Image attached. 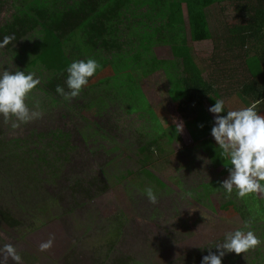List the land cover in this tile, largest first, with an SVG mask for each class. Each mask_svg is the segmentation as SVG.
Instances as JSON below:
<instances>
[{
	"label": "rangeland",
	"instance_id": "rangeland-1",
	"mask_svg": "<svg viewBox=\"0 0 264 264\" xmlns=\"http://www.w3.org/2000/svg\"><path fill=\"white\" fill-rule=\"evenodd\" d=\"M4 15L0 14V22ZM208 18L212 31L216 13ZM212 48L209 42L177 49L184 56L191 55L206 77L201 62H210ZM154 54L158 59H173L167 46L156 47ZM8 64L0 57V69L11 72ZM135 83L164 127L166 153L155 176L167 188L156 189L149 182L143 186L138 177L117 182L125 171L136 172L142 139L138 130L142 120L119 99L108 106L82 109L57 105L52 110H38L26 103L41 116L16 129L11 127L12 121L5 123L1 117L0 131L6 137L2 141L29 132L58 130L70 135L75 152L65 165L60 161L58 177L50 172L25 175L0 155V250L5 244L12 245L21 256L20 264H200L210 245L249 222L248 209L235 192L227 197L234 204L230 209L221 208L224 195L218 193L207 199L191 197L189 191L199 184L225 179L219 178L207 154L215 142L210 138L194 144L185 129L181 134L174 130L172 118L182 120L179 101L171 95L163 72L148 78L137 76ZM220 99L225 105L234 104L225 94ZM149 187L157 196L155 204L145 194ZM256 195L262 199L260 193ZM115 218L122 220L117 237ZM263 228L253 231L260 244L252 254L264 255ZM49 238L51 248L40 251ZM6 255L0 251V262L15 264L10 257L5 260ZM234 256L229 253L224 258ZM251 259L241 253L235 264H250Z\"/></svg>",
	"mask_w": 264,
	"mask_h": 264
},
{
	"label": "trees",
	"instance_id": "trees-1",
	"mask_svg": "<svg viewBox=\"0 0 264 264\" xmlns=\"http://www.w3.org/2000/svg\"><path fill=\"white\" fill-rule=\"evenodd\" d=\"M243 1L245 25H225L218 32L219 37L213 36L206 11L217 3ZM255 7L262 10L257 17L262 20L259 27L252 26L256 14L252 13L253 17L250 15L251 10L257 12ZM263 9L264 0H0V14L5 13L0 22V40L6 35L15 36L12 43L0 49V57L9 61L7 67H11V72H32L39 78L40 84L25 101L38 110H52L57 105L65 109L100 108L116 99L123 106H128L129 112L136 113L142 120L138 127L142 136L137 149L138 166L136 172L125 171L116 180L122 182L138 177L143 186L149 182L156 189H166L167 186L155 176L158 163L166 153L167 143L162 142L166 138L164 127L137 88L135 78H148L158 71L163 72L171 95L179 101L178 110L184 129L194 144L212 138L213 118L206 107L221 98V89L227 93L238 92L247 105L256 104V110L264 112ZM248 33L251 40L259 42V46H252L258 55L259 70L252 72L247 69L248 77L238 72L229 73L222 82L215 79V73L203 77L191 55L184 56L177 49L205 42H210L212 49L223 44L226 49L231 46L239 48L245 45L247 38L244 36ZM239 36L244 42L240 43ZM158 46L169 47L173 59H158L154 54ZM255 49L249 51L255 52ZM88 58L96 60L100 67L80 94L69 102L55 89L60 86L67 92V67L73 61ZM3 70L5 68L0 72ZM232 70L235 69L227 71ZM105 72L107 75L99 78ZM112 92H116L114 96ZM2 131L0 155L8 158L11 168L15 166L25 175L32 171L50 172L58 177L62 173L60 161L64 160L65 165L75 152L70 135L62 131L29 132L5 141H2L6 139ZM207 154L211 166L219 172V178H226L228 172L225 167L230 165L220 157L217 146L213 144ZM218 181L221 180L201 183L189 194L207 199L211 194L218 193L224 195L221 208H233V202L227 200ZM261 198L256 193L240 198L249 212L248 228H245L244 221L242 230L258 231L264 226V194ZM115 220L117 237L122 220ZM263 234L264 228L261 229V236ZM211 247L213 245L208 250L215 252V248L209 249ZM252 252L253 249H250L243 253L252 256L250 264H264V255ZM235 262L236 254L233 258L222 260V264Z\"/></svg>",
	"mask_w": 264,
	"mask_h": 264
},
{
	"label": "clouds",
	"instance_id": "clouds-1",
	"mask_svg": "<svg viewBox=\"0 0 264 264\" xmlns=\"http://www.w3.org/2000/svg\"><path fill=\"white\" fill-rule=\"evenodd\" d=\"M13 40L15 36H4L0 40V49H4ZM99 67L98 62L92 58L73 61L66 69L65 83L68 91L65 92L63 87L57 86L56 93L65 100L77 97ZM39 84V78L32 72L27 74L20 70L0 72V117L5 123L12 121L13 129L41 116L39 111L30 109L25 102ZM256 107V104H251L235 110H226L225 101L216 99L208 108L213 117L210 135L220 150V157L230 165L225 167L227 177L218 181L226 198L233 192L238 198L254 193L264 194V115L259 114ZM172 123L175 126L174 130L181 134L184 122L173 117ZM145 194L150 203L157 202V196L151 187L145 189ZM245 228H248L247 223ZM52 242V238H49L47 242L42 243L40 251L51 248ZM258 244L260 240L251 230L227 233L222 242L209 248H215V252L209 250L207 255L202 256L200 264H222L225 255L229 253L240 255ZM0 251L7 254L5 260L10 257L15 264H20L21 256L12 245L5 244Z\"/></svg>",
	"mask_w": 264,
	"mask_h": 264
},
{
	"label": "crops",
	"instance_id": "crops-1",
	"mask_svg": "<svg viewBox=\"0 0 264 264\" xmlns=\"http://www.w3.org/2000/svg\"><path fill=\"white\" fill-rule=\"evenodd\" d=\"M244 4H245L244 1L242 3L239 2H233V3L225 2L221 4L217 3L215 6L211 7L206 11L207 17L211 12L216 13V20H215L216 24L215 26L213 25L211 26L213 30L210 31L213 34V36L217 35V37H219L220 34L218 32L221 31L225 25L236 26V27L245 25V21H244L245 17L242 16V12H243L242 8H244ZM254 10H256L257 12L251 10V15H250L253 17L252 13L256 14V21L254 22V24H252V26L259 27V23L262 20L257 19V17H259V11L262 10H258L257 7H255ZM244 37L247 38L245 45L244 46L240 45L239 48L231 46L230 49H226L223 44L215 49H212L213 52L211 51L210 62L209 61L201 62L202 64H204V69H205L204 73H206V76L210 75V73H215L216 75L215 79H221L222 82L223 81L222 79L226 75H229V73L233 75V73L238 72L239 75L248 77L247 69L252 70V72H256L259 70V64L257 63L258 55L256 54V49L252 47V46H259L258 45L259 42L251 40L249 38V33L246 34ZM241 38L242 37L239 36L238 40L240 41V43L244 42V39ZM207 43L209 42L195 44V45H203ZM246 46L249 47L247 48ZM251 49H255V52L249 51ZM231 69H235V70L227 71ZM237 93L238 92L227 93L226 91L221 89L220 92L221 97L223 96V94H225L226 96L230 97V99L234 102V104L232 103L229 104V102L226 103L225 107L227 110H235L240 107L249 106L244 101H242L243 99ZM258 113L264 115V112H258ZM209 115L212 117L210 113Z\"/></svg>",
	"mask_w": 264,
	"mask_h": 264
}]
</instances>
